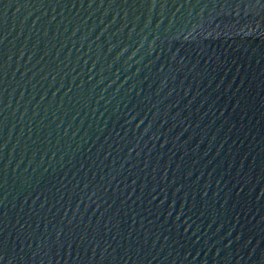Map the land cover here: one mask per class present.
<instances>
[{
	"label": "water",
	"instance_id": "1",
	"mask_svg": "<svg viewBox=\"0 0 264 264\" xmlns=\"http://www.w3.org/2000/svg\"><path fill=\"white\" fill-rule=\"evenodd\" d=\"M0 264H264V0H0Z\"/></svg>",
	"mask_w": 264,
	"mask_h": 264
}]
</instances>
